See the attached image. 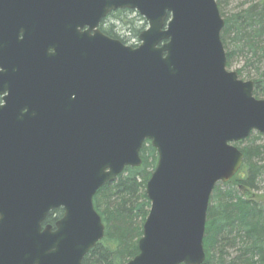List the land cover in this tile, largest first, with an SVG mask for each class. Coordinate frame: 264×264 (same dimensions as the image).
<instances>
[{
	"label": "water",
	"instance_id": "1",
	"mask_svg": "<svg viewBox=\"0 0 264 264\" xmlns=\"http://www.w3.org/2000/svg\"><path fill=\"white\" fill-rule=\"evenodd\" d=\"M118 9L148 23L135 47L99 29ZM223 27L216 0H0V264H84L105 236L93 198L145 141L151 205L125 264L204 262L212 191L243 165L235 143L264 134Z\"/></svg>",
	"mask_w": 264,
	"mask_h": 264
},
{
	"label": "trees",
	"instance_id": "2",
	"mask_svg": "<svg viewBox=\"0 0 264 264\" xmlns=\"http://www.w3.org/2000/svg\"><path fill=\"white\" fill-rule=\"evenodd\" d=\"M216 2L223 17L221 3ZM134 13L136 17L129 18ZM110 15L115 17V22L108 23ZM223 18L221 40L224 48L232 39L235 49L245 57L250 55L246 65L251 59L256 60L253 93L260 99L264 96V69L260 66L264 57L261 55L264 51V0L251 1L242 11ZM139 20L145 21L134 10L118 9L102 20L101 30L127 44L129 39L139 40V34L146 25V21L140 24ZM233 53L234 50L226 52L227 68L231 65ZM244 69L237 71L239 77ZM241 150L243 165L225 183L230 189L222 194L220 186L224 183L219 182L212 192L213 205L207 210L203 240L205 260L202 264H225L222 248L226 245L235 246L237 250L227 264H264V194L253 192L257 189V179L264 175V163L261 166L251 163L253 157L264 153V145L252 150L253 157L249 149ZM140 156L143 160L141 166L126 167L114 182L105 184L95 194L93 203L105 225V236L85 255L84 264H125L139 253L138 241L151 205L145 193L146 183L157 163V152L150 141L144 142ZM62 215V208L52 210L44 225H54Z\"/></svg>",
	"mask_w": 264,
	"mask_h": 264
},
{
	"label": "rangeland",
	"instance_id": "3",
	"mask_svg": "<svg viewBox=\"0 0 264 264\" xmlns=\"http://www.w3.org/2000/svg\"><path fill=\"white\" fill-rule=\"evenodd\" d=\"M218 1H220V3H221V11H222L223 17H228L231 14H236V13L242 11L243 9H245L248 6V4H250L251 1H254V0H218ZM134 17H136L135 13L129 15V18H134ZM115 21H116L115 17L113 15H110L108 23L109 22H115ZM145 21L139 20L138 23L143 24ZM147 27H148V23L146 21V25L141 31L145 30ZM126 35L130 36V33H126ZM138 43H139V40L132 38V39H129L127 45H132V44L137 45ZM232 50H234L235 53H233V56H231V58H230V64L231 65L227 69L230 71L237 72L239 69H244V67H245V69L243 70V74L239 78L242 80H245V81H248V80L253 81V79L256 77V75H255V65L256 64H254L256 62V60L251 59V61L246 65V62L250 58V55L248 57H245L244 53H240L238 51V49H235V44L232 41V39H230L228 41V45H227L225 51L230 52ZM261 55H264V51L261 52ZM260 57H262V56H260ZM261 62H262V65H260V66H261V68L264 69V57H262ZM260 99H264V96ZM263 145H264V134L259 133L257 131L251 132V134L248 136V138L236 143V146L240 150L242 148L249 149L251 157L254 156V151H252V150L255 147H259V146H263ZM251 163L258 164L261 166L264 163V153L262 155H260L259 157H253V159L251 160ZM148 170L151 171V168H149ZM257 180H258L257 184H256L257 189L253 190V192L255 194H258V195H263L264 194V175L259 177ZM220 189H221V193L224 194L228 189H230V186L228 184L224 183V185L220 186ZM210 205L211 206L213 205V199H211V197H210L209 206ZM139 222H140V220L138 221V223ZM215 251L217 252V250H215ZM236 251L237 250H236L235 246L226 245V246H224V248H222V253H223L222 255H223V258L226 262L225 264H227V262L237 254Z\"/></svg>",
	"mask_w": 264,
	"mask_h": 264
},
{
	"label": "flooded vegetation",
	"instance_id": "4",
	"mask_svg": "<svg viewBox=\"0 0 264 264\" xmlns=\"http://www.w3.org/2000/svg\"><path fill=\"white\" fill-rule=\"evenodd\" d=\"M102 22V21H101ZM86 29V27H84L82 30L84 31ZM99 29L101 30V23H100V26H99ZM101 32H102V30H101ZM23 36H22V33H20L19 34V38H22ZM50 52H52L53 50L52 49H50L49 50ZM34 80H36L35 78H34ZM5 96H7V92H5V93H3V94H0V105H3V104H5V101H4V98L3 97H5ZM25 97V96H24ZM14 100V99H13ZM15 101V100H14ZM24 105L25 106V108H23L24 109V111H26L27 110V100H26V97H25V99H21V100H17V101H15L14 102V105Z\"/></svg>",
	"mask_w": 264,
	"mask_h": 264
}]
</instances>
